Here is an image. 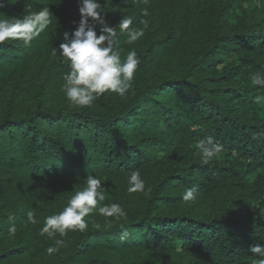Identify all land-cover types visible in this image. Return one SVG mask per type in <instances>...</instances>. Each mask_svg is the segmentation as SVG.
<instances>
[{
    "label": "trees",
    "instance_id": "trees-1",
    "mask_svg": "<svg viewBox=\"0 0 264 264\" xmlns=\"http://www.w3.org/2000/svg\"><path fill=\"white\" fill-rule=\"evenodd\" d=\"M2 2L0 17L52 16L29 45H0V264H252L250 246L264 245V86L251 82L264 75V0H100L110 26L149 25L132 44L117 29L121 60H141L128 93L87 107L67 100L68 62L52 55L78 26V0ZM209 136L223 151L204 163L195 144ZM133 171L144 192H128ZM88 175L127 216L94 210L85 232L40 235Z\"/></svg>",
    "mask_w": 264,
    "mask_h": 264
},
{
    "label": "clouds",
    "instance_id": "clouds-1",
    "mask_svg": "<svg viewBox=\"0 0 264 264\" xmlns=\"http://www.w3.org/2000/svg\"><path fill=\"white\" fill-rule=\"evenodd\" d=\"M13 2V0H9ZM81 19L78 26L69 34L65 32L63 42L59 49L53 48L52 55L62 57L68 62L70 71L63 75V90L67 100L76 106H91L103 94L112 92L119 96H125L132 86L134 75L141 63L135 50L129 51L123 61L119 49L117 29L127 32V43L132 44L144 36L149 21L141 19L143 26L133 28V19L124 17L116 27H112L105 19L103 4L100 0H78ZM0 0V7H3ZM142 17L150 15L147 9L141 10ZM52 14L49 8H43L38 12H27L23 16L0 17V45L6 41H22L29 45L51 23ZM89 18L94 23L89 22ZM96 25H100L99 35ZM251 82L256 86H264V75L256 73ZM256 104L264 103V95H257L253 100ZM197 155L204 158L208 163L214 157H218L223 151V145L215 142L209 136L199 140L195 144ZM128 192H144L145 181L139 171H133L128 180ZM197 196V189L187 188L183 194L185 202L193 201ZM106 199L103 182L94 175H88L86 186L76 191L68 200L67 205L58 214L49 215L45 218L40 235L47 234L49 237L58 233L64 237L70 231L85 232L88 229V220L85 219L94 210L104 217L125 218L127 212L119 203H104ZM27 222L36 224L37 220L32 210L26 213ZM17 227L12 223L8 229L10 235H15ZM127 232L122 233L121 240H125ZM64 243L63 239L55 241V246L47 249L49 254L57 252ZM249 251L253 254L252 264H264V245L257 242L250 246Z\"/></svg>",
    "mask_w": 264,
    "mask_h": 264
}]
</instances>
